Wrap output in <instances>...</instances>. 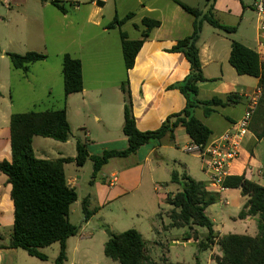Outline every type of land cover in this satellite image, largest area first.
<instances>
[{
    "label": "crops",
    "instance_id": "obj_1",
    "mask_svg": "<svg viewBox=\"0 0 264 264\" xmlns=\"http://www.w3.org/2000/svg\"><path fill=\"white\" fill-rule=\"evenodd\" d=\"M59 1L65 6L66 12H61L51 0H0V162L12 161L11 116L24 113L14 110L13 88L17 87L18 95L21 93V99L27 98L30 106L50 103L53 89L50 78L52 72H49L48 63L53 51L48 38L52 34L56 35L55 40L63 39V49H55L53 53L57 59L56 67L58 68V61L60 66L62 65L65 54L79 59L82 62L84 88L80 93L70 95L66 101L63 90L62 108L66 109L71 127L70 139L67 142H59L63 143V146H58L59 157L49 159L50 151H46L43 143L40 156L36 155L35 139L39 137H34L33 150L38 159H75L77 144L81 143V140H73L75 128L84 133L87 141L82 144L86 146L90 157L101 156L105 151L126 150L129 143L123 133V126L127 95L132 105L136 127L140 132L158 130L168 117L185 109L186 98L172 87L186 79L191 67L182 53L171 50L179 41L193 34L197 19L180 4L202 12V16L198 18V21H202L198 46L206 81L198 85V99L209 101L216 97L225 100L227 96L235 95L232 104L215 107V113L210 116H206L202 108L195 110V117L211 130L210 140L222 135L240 120L248 108L249 99L260 90L258 78L239 75L230 64L233 41L257 52L264 63V30L259 29L253 8L255 0ZM211 4L214 5L213 16L216 21L223 26L236 28L234 33L228 34L203 21L202 17L208 13ZM131 13L133 17L122 25L115 23L116 19L123 20ZM144 19L158 21L160 25L149 33L136 57L134 67L129 71L125 68V80L118 79L116 82L106 83L100 80L98 75L97 80L87 79V74H100V70L107 67V62L104 61L106 59L114 60L117 67H120V57L124 63L120 34L126 33L130 40L142 39L146 30ZM28 52L44 54L46 59L30 65L27 72L15 69L7 54L25 55ZM125 83L126 92L123 90ZM24 90H27V93ZM256 129L260 131L259 127ZM112 134L119 136L115 140L102 141L103 137L110 138ZM69 146L72 150L67 148ZM191 146L193 143L185 129L179 127L175 132L174 142L168 137L162 141H153L143 145L134 156L110 159L96 173L94 162L89 159L94 180L86 190L81 176L78 175L79 167L82 166H78L75 161L66 163L64 171L67 183L78 195L73 205L81 203L80 217L82 223L86 224L85 227L76 225L80 228L79 234L68 239L66 262L78 264L81 263V256L82 259L90 256V247L82 250L83 240L92 236L91 233H85L86 226L96 217H100L105 209H109L112 213L110 218L116 220L124 214H129L125 199L141 189L145 190L148 202L151 203V213L146 215L150 223L147 228L145 224L142 226L146 233L155 236V243L163 245V240L159 238L162 232L156 226L155 220L161 205L165 204L166 196L181 189L180 185L171 182L173 171L204 183L209 192L219 196L218 200L206 209L207 216L213 222L214 234L217 235L215 243L207 250L199 249V243L206 240L208 230L203 236L198 234L197 240L188 241L195 242L200 253L209 252L205 263L199 256L195 262L198 260L201 264H215L213 258L222 254L217 244L218 238L222 236H256L257 218L239 217L248 197L243 196L240 189L208 187L210 179L203 170L201 160L187 151ZM177 153L181 154L180 157H177ZM74 166L76 168L70 170V167ZM226 172V178L245 176L264 187V135L259 139L250 128V134L242 143L238 159L226 168ZM168 178L170 181H167ZM11 190L8 176L0 171V264H55L60 245L52 256L46 253L48 247L41 249L47 256L45 261L30 256L22 249L9 247L15 218ZM120 201H123V205L116 207ZM83 202L87 203L89 211L94 212L89 221H84ZM138 231L144 238L143 231ZM193 231L197 232L194 228ZM165 238L172 243L179 242L176 236Z\"/></svg>",
    "mask_w": 264,
    "mask_h": 264
},
{
    "label": "trees",
    "instance_id": "obj_2",
    "mask_svg": "<svg viewBox=\"0 0 264 264\" xmlns=\"http://www.w3.org/2000/svg\"><path fill=\"white\" fill-rule=\"evenodd\" d=\"M53 3L61 12L67 11L59 0ZM180 5L197 19L193 34L179 41L171 50L182 53L190 63L189 75L183 82L172 87L184 95L187 104L182 112L168 117L158 130L140 132L137 129L132 105L127 95L123 126V133L129 143L126 150L105 151L101 156L90 157L86 146L78 143L75 159L42 160L35 156L33 139L38 136L67 142L71 136V127L67 120L66 109L15 113L11 116L12 161L0 162V171L8 176L12 186L11 198L15 209L14 229L9 247L22 249L30 256L45 261L47 256L41 252V249L58 243L60 252L55 264L66 262L67 241L78 235L80 231V228L70 221L71 207L77 201L78 195L67 183L64 171L66 163L75 161L78 166H84L89 159H92L96 173L110 159L134 156L143 145L153 141H162L168 137L174 142L175 132L179 127L185 129L193 145L205 146L209 142L212 132L195 117V110L202 108L205 115L210 116L215 113V107L232 104L235 95L231 94L225 100L216 97L209 101L198 99V85L206 81L198 46L202 24L198 18L202 16V12L184 4ZM213 10L214 5L211 4L208 13L202 17L203 21L228 34L234 33L236 28L223 26L216 21ZM132 17V13L128 14L123 20L116 19L115 23L122 25ZM143 24L146 30L140 40H130L124 32L120 34L127 71L134 67L136 57L149 33L160 25L158 21L150 19H144ZM7 56L15 69L24 72L29 70L30 65L46 59V55L37 52H28L25 55L8 53ZM230 64L239 75L259 79L262 95L253 116L251 131L260 139L264 135V63L257 52L233 41ZM62 74L66 101L70 95L83 91L82 62L70 54H65L62 60ZM123 90L126 92V83L123 85ZM256 127H259L260 131H257ZM171 182L180 185L181 189L166 196L165 204L171 207L169 213L171 222L168 227L206 228L208 236L205 241L199 243V249H209L215 243L217 235L214 234L213 222L207 216L206 209L218 200V194L209 192L204 183L186 174L180 175L177 171L172 172ZM223 188L240 189L242 195L248 197L239 217L257 218L258 234L254 237L230 234L218 238L217 244L222 254L213 258L215 264H264V187L248 180L245 176H231L225 178ZM93 213L89 211L87 203L83 202L84 221H89ZM190 239L197 240L198 237L196 234H191L185 238L186 241ZM148 251V242L135 229L111 234L104 248L105 256L119 264H183L154 261L148 255ZM194 264L201 263L197 260Z\"/></svg>",
    "mask_w": 264,
    "mask_h": 264
},
{
    "label": "rangeland",
    "instance_id": "obj_3",
    "mask_svg": "<svg viewBox=\"0 0 264 264\" xmlns=\"http://www.w3.org/2000/svg\"><path fill=\"white\" fill-rule=\"evenodd\" d=\"M58 29H60L58 27ZM55 34H52L48 38V42L51 47V59L49 61V72H52L50 78L52 81V98L50 99V103L46 105H37L36 107L30 106L27 102V98L21 99L22 94L20 93L18 95V91L16 90L17 87L13 88V102H14V110L15 111H24L30 112V111H42L48 108L58 109L63 107V77H62V65L60 66V63L58 61V68L56 67V55L55 49H63V39H56L55 40ZM63 38V37H62ZM120 67L118 65H115V61L112 59H106L104 60L107 62V67L100 70V74H96V72L92 74H87V79L91 80H97V75L103 82L106 83H113L116 82L118 79L125 80V67L123 63L122 57H120ZM25 91V90H24ZM27 91V90H26ZM25 91V92H26ZM27 93V92H26ZM119 135L112 134L110 138L103 137L102 141L107 140H115L118 138ZM73 140L76 142L77 140H81V143H86V138H84V133L81 131L74 130V138ZM90 142V141H89ZM43 143L45 145L46 151H50L48 158L49 159H55L59 157L57 155L58 151L60 149L58 146H63V143H59L53 139H44V138H36L35 139V147H36V155L40 156V149H43V146L41 145ZM53 144V145H52ZM54 146V148L49 147ZM71 146V145H70ZM67 147L72 150V147ZM50 149V150H49ZM177 157H180V153H177ZM186 157V156H183ZM187 159H191L188 156ZM70 167V170H73ZM80 169V175L82 181L84 182V190H86L91 183L94 180V172L91 169V161H88L85 166L79 167ZM178 170L179 167H177ZM74 172V171H72ZM70 173V171L68 172ZM71 174V173H70ZM170 178H168L167 181ZM174 186V185H171ZM159 201V199H158ZM125 203L130 211L129 214H124L121 218L112 219L110 218V215L112 214L109 209H105L103 214L100 217H96L94 221L89 225L86 226V232L85 233H91V238L84 239L82 244V250H86L87 247L90 251V256L83 257L86 259H82L81 256V263L78 264H119L118 262L113 261L112 259H109L105 256L104 253V245L109 240L110 234H120L125 231H128L130 229H135L138 231V229H141L143 231L144 238L148 242V255L150 258L154 261L163 263L166 261L167 263H183V264H194L196 257L199 256L200 260L205 263L206 259L209 255L208 251L205 252H199L198 246L193 241H186L185 237L187 235L196 234L198 237L203 236L207 229L203 227L193 226V228L190 229L189 227L185 228H169L168 225L170 224L171 220L169 218V213L171 211V207L162 204L161 209H159L158 216H156L155 224L162 232V236L159 237L161 240H163V245H158V242L155 243V236L149 233H146L142 225H146V228L149 225V220L147 219L146 215L148 213H151V203L148 202L146 193L144 189H141L139 192L135 193L134 195L127 197L125 199ZM123 205V201L118 202L115 206ZM115 206L112 208L114 210ZM81 203H77L73 205V213H71L70 221L74 225H82L85 227V223H82L81 217ZM151 221V220H150ZM168 230V231H167ZM170 236H176L179 239V242L172 243V241H167L165 237ZM159 239V240H160ZM57 248H59V244L55 243L52 246L48 247L46 250L47 255L52 256L55 251H57ZM166 258V259H165ZM85 260H89V262H86ZM86 263H85V262ZM65 264H70L69 262H65ZM77 264V263H76Z\"/></svg>",
    "mask_w": 264,
    "mask_h": 264
},
{
    "label": "built area",
    "instance_id": "obj_4",
    "mask_svg": "<svg viewBox=\"0 0 264 264\" xmlns=\"http://www.w3.org/2000/svg\"><path fill=\"white\" fill-rule=\"evenodd\" d=\"M55 2V0H51ZM257 15L259 29L264 30V0H255L253 5ZM261 91L249 99V105L242 116L229 130L222 135L210 140L205 146L193 145L187 149L195 154L203 164V170L209 176L208 187L223 189L226 178V168L238 159L242 143L250 134L253 116L257 109Z\"/></svg>",
    "mask_w": 264,
    "mask_h": 264
},
{
    "label": "water",
    "instance_id": "obj_5",
    "mask_svg": "<svg viewBox=\"0 0 264 264\" xmlns=\"http://www.w3.org/2000/svg\"><path fill=\"white\" fill-rule=\"evenodd\" d=\"M110 236H111V234H110Z\"/></svg>",
    "mask_w": 264,
    "mask_h": 264
}]
</instances>
